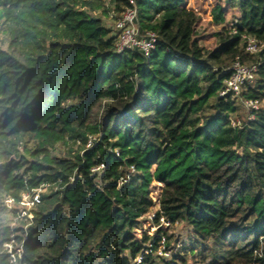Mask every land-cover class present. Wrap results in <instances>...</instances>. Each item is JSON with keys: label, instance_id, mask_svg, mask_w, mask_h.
Masks as SVG:
<instances>
[{"label": "trees", "instance_id": "trees-1", "mask_svg": "<svg viewBox=\"0 0 264 264\" xmlns=\"http://www.w3.org/2000/svg\"><path fill=\"white\" fill-rule=\"evenodd\" d=\"M134 1L150 57L117 53L129 0H0V264H264V108L234 128L221 96L240 60L264 103V0H213L211 36Z\"/></svg>", "mask_w": 264, "mask_h": 264}, {"label": "built area", "instance_id": "built-area-1", "mask_svg": "<svg viewBox=\"0 0 264 264\" xmlns=\"http://www.w3.org/2000/svg\"><path fill=\"white\" fill-rule=\"evenodd\" d=\"M130 6L124 11L120 18L115 23V31L118 34L117 53L123 54L128 51H139L145 57H150L159 44L158 37L152 32H141L138 24V11L134 0H129ZM236 24V23H234ZM244 49L249 55H255L259 53L263 48L264 44L260 43L253 37H244ZM257 65L243 64L240 60H237L233 66L228 70L230 77L225 81V88L221 93L222 97L231 95L234 100L241 103L242 108L245 110L246 121H254L255 114L260 111L261 104L257 100H245L242 95L247 87H252L256 84L258 75ZM234 128H243L244 124L241 120L234 119L231 121ZM103 166L97 170H102ZM39 196L35 195L34 199L31 200L27 196L25 197V204L27 208H31L38 201ZM12 201H9V205ZM149 220H153L154 215H150ZM162 224L165 227L169 226L166 220L161 219ZM8 253L15 259L12 253V246L7 245ZM166 257H170L169 254H165Z\"/></svg>", "mask_w": 264, "mask_h": 264}, {"label": "rangeland", "instance_id": "rangeland-1", "mask_svg": "<svg viewBox=\"0 0 264 264\" xmlns=\"http://www.w3.org/2000/svg\"><path fill=\"white\" fill-rule=\"evenodd\" d=\"M188 7L197 11V13L202 18V23L199 29V33L205 36H211L216 28L212 25V16L211 11L215 6V2L213 0H188L187 2ZM111 25V23H109ZM209 47H213L211 40L207 42ZM241 106V103H238ZM261 107L264 108V103L261 104ZM246 113L245 110L240 107V111L238 113V120L243 121L245 119ZM234 121V118L232 119ZM172 244L171 246L174 247L176 245L177 248L187 243L191 238V229L187 227L185 224H179L172 229ZM195 261L191 262L190 264H197L194 263Z\"/></svg>", "mask_w": 264, "mask_h": 264}]
</instances>
